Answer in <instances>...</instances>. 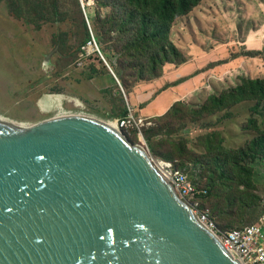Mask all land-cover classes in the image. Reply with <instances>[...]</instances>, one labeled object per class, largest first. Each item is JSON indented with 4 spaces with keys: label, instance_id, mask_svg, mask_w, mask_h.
Wrapping results in <instances>:
<instances>
[{
    "label": "rangeland",
    "instance_id": "rangeland-1",
    "mask_svg": "<svg viewBox=\"0 0 264 264\" xmlns=\"http://www.w3.org/2000/svg\"><path fill=\"white\" fill-rule=\"evenodd\" d=\"M82 1L87 8L83 10L80 4V15L73 1L66 0L64 5L71 12L63 23L53 24L28 14L18 20L11 13V1L0 0V115L16 122L38 124L57 113L49 100H44L49 104L46 111L40 108L39 102L44 97L64 95L79 99L90 114L104 120L103 115L112 110L114 100L121 93L129 111L127 118L133 114L137 121L131 120L128 129L121 130L129 144L143 146L155 162L171 163L198 186L210 188L214 198L204 203L214 216L217 209L226 211L223 217L228 220L218 221L222 231L256 223L264 201V158L251 165L250 159L247 161L253 167L251 186H246L249 179L244 166H239L241 179L233 180L226 173L219 176L206 161L213 159L212 152L218 144L236 152L248 149L251 142L262 137L264 101H245L217 113L211 109L201 113L200 109L210 97L236 88L244 81H264V0H201L190 12L177 17L169 40L184 60L174 55L175 62L165 65L171 68L157 83L158 88L143 85L144 81L133 77L132 65L125 63L124 51L117 45L120 33L111 32L117 26L124 35L128 31L131 37L138 36V28L115 16L126 2ZM29 18L42 22V27L37 29L35 25L25 24ZM82 24L98 45L101 43V52L110 60L112 72L108 67L104 69L97 53L90 51L88 57H82ZM254 50L263 53L255 57L247 55ZM46 56H50L49 68L44 64ZM181 80L184 82L180 85L170 87ZM165 90H176L169 93L171 100L177 94L175 100L182 101L176 105L178 114L174 119L175 113L159 120L155 117L159 113L153 115L149 106ZM118 104L123 106L122 102ZM161 126L163 133L153 137V142L168 143L156 150L168 144L161 149L167 155L170 143L178 147L185 145L188 157L166 161L152 154L144 131ZM236 161L240 163L234 158L231 160L237 165ZM230 203L235 205L231 212L228 211Z\"/></svg>",
    "mask_w": 264,
    "mask_h": 264
},
{
    "label": "water",
    "instance_id": "water-1",
    "mask_svg": "<svg viewBox=\"0 0 264 264\" xmlns=\"http://www.w3.org/2000/svg\"><path fill=\"white\" fill-rule=\"evenodd\" d=\"M156 164L97 118L0 115V264H239Z\"/></svg>",
    "mask_w": 264,
    "mask_h": 264
},
{
    "label": "trees",
    "instance_id": "trees-1",
    "mask_svg": "<svg viewBox=\"0 0 264 264\" xmlns=\"http://www.w3.org/2000/svg\"><path fill=\"white\" fill-rule=\"evenodd\" d=\"M10 1L11 13L18 20H23L25 15L28 14L30 17L33 15L37 16L40 21L48 20V22L53 24H59L63 23L65 18L68 16V13L71 12V10L67 9L64 5L66 0H33L34 4L32 5L31 0ZM72 1L76 5L75 7L79 9L78 13L81 15L82 11L79 8V1ZM124 1L126 2L125 5L121 6L120 12L116 13L115 16H117L120 20L128 21L129 24L134 28L139 29V34L137 37H131L128 31L124 35V31L120 30L117 26L111 30V32L120 33L118 36L117 45L120 46L124 51L122 54H124L123 56L125 63L132 65L134 72L133 77L137 80L146 82L160 78L163 75V68L165 65L167 63L174 64V55L180 57L181 61L184 60L182 54L169 40L173 22L177 19V17L190 12L192 7L201 0ZM26 6L29 7L28 11L25 10ZM25 24L35 25L37 29H40L43 25L42 22H36L31 18H29ZM81 26L84 29L83 42L81 43V46H84L89 41H91L92 37L85 24H82ZM99 44V47L102 51V45L100 42ZM79 50H81V48ZM247 53L248 56L255 57L256 55L262 54L263 52L254 50ZM105 58L107 59L108 57L105 56ZM107 61L109 63L110 60L107 59ZM101 65L104 66L105 70H107V67L104 65V63ZM149 72L150 74H148ZM183 82L184 80H181L170 87L178 86ZM122 99L121 93H119V99L114 100L112 110L109 111L108 114L103 115L106 119L123 120L128 117L129 111L123 104ZM250 100L257 101L258 103L264 101V81H244L242 85L236 88L229 89L223 92L221 95L212 96L204 105V107L200 109V112L204 113L211 109L212 112L215 111L214 113H217L223 110L232 109L236 105ZM119 102H122L123 106L118 104ZM179 103L180 102L174 104L165 115L159 117V120H163L164 117L165 119L169 118L173 113H175V115H173L174 119V117H176L178 114L176 111V105ZM257 107L258 106H256L254 109L257 110ZM163 130L164 127L161 126L157 130L149 128L147 131H144V138L146 143L149 145L152 154L157 157L164 158L166 161H173L176 158L184 159L185 157H188L189 154L185 145L178 147L175 143H170V152L167 155H165L161 149L168 144L163 145L158 151L156 150L157 147L161 146L162 144L168 143V141H162L158 143L153 142V137L161 135ZM212 155L213 159L207 160L206 165L210 168H214L219 176H222L226 173V175L230 176V179L240 180L241 175L239 173V166H244V170L246 171L247 177L249 179L246 182V186H251L253 185V167H249L247 161L250 159L251 165L254 162H261L260 158H264V134L262 137L256 138L253 142H251L248 149H241L236 152L230 151L225 146H219L218 144L217 149L212 152ZM233 158L239 160L240 163L237 164L236 161L235 163L237 165L233 164L231 162ZM201 188L206 192V194L200 198L202 206L205 210H209L211 217L220 227L221 225H219L218 221L222 222L228 220V218L223 217L226 214V211L224 209H217L216 215L214 216V214L211 213L208 205L204 203L206 199L210 197L214 198V196L211 194V189L205 188L203 186ZM234 208V203H230L228 211L231 212ZM216 217L218 220H216Z\"/></svg>",
    "mask_w": 264,
    "mask_h": 264
},
{
    "label": "built area",
    "instance_id": "built-area-1",
    "mask_svg": "<svg viewBox=\"0 0 264 264\" xmlns=\"http://www.w3.org/2000/svg\"><path fill=\"white\" fill-rule=\"evenodd\" d=\"M81 51L82 57H88L90 51L97 53L107 64L95 38L92 37L91 41L85 44ZM47 100L55 108L57 107L55 100H60L59 109L56 111L62 117H96L90 114V110L84 103L74 97L53 95L49 96ZM45 104H48L47 101ZM65 104H68L70 107H66ZM53 118H57V116ZM131 120L136 121L133 114L123 120L104 119L103 121L109 124L115 123L118 128L117 130L122 133L124 129H128V122L131 123ZM157 162L158 165L156 164V166L158 170L165 180L171 184L179 198L187 204L201 225L212 233L235 261L239 264H264V201L256 223L242 229L222 231L216 221L211 217L209 210H205L202 206L200 198L206 194L205 190L193 183L185 173L176 169L173 164L162 162L164 165H160L159 161Z\"/></svg>",
    "mask_w": 264,
    "mask_h": 264
},
{
    "label": "crops",
    "instance_id": "crops-1",
    "mask_svg": "<svg viewBox=\"0 0 264 264\" xmlns=\"http://www.w3.org/2000/svg\"><path fill=\"white\" fill-rule=\"evenodd\" d=\"M44 64L46 65V68H49L50 59L48 60L46 58ZM170 68H171L170 66L164 67L163 68V75L160 78L152 80V81L143 82V85L145 84V85H149L150 87H157L158 88L157 83H159L160 80L165 78L164 75L166 76L167 72L170 71L169 70ZM181 68H183V67H180L179 69H181ZM106 75L107 76L109 75V77H111L109 73H107ZM170 92L176 93V90L162 91L159 95H157L156 99L154 100L155 102L153 101L154 103L149 106V110H150V112H153V115L159 113V115H155V117H161V116L165 115L172 108V106L174 104H176L178 101H180V102L182 101V100H178V101L175 100V97L178 98L177 94L171 100V97L169 95ZM46 99H49V97H44L40 102H43L45 104L46 101H44V100H46ZM40 102H39V104H40Z\"/></svg>",
    "mask_w": 264,
    "mask_h": 264
},
{
    "label": "bare ground",
    "instance_id": "bare-ground-1",
    "mask_svg": "<svg viewBox=\"0 0 264 264\" xmlns=\"http://www.w3.org/2000/svg\"><path fill=\"white\" fill-rule=\"evenodd\" d=\"M56 101V104H57V107H56V110L58 111V109H59V103H60V100H55ZM40 108L43 110V111H46L47 109H48V107H49V104H44L43 102H40ZM55 116H57V117H62L60 114H56ZM87 117H89V116H87ZM93 118H96V117H93ZM8 119V118H7ZM98 119V118H97ZM101 120V119H100ZM110 126H111V128L112 129H114L115 131H118L117 129V126H116V124L115 123H111V124H109ZM163 161H160L159 160V163H160V165H162L163 163H162ZM164 165V164H163Z\"/></svg>",
    "mask_w": 264,
    "mask_h": 264
},
{
    "label": "clouds",
    "instance_id": "clouds-1",
    "mask_svg": "<svg viewBox=\"0 0 264 264\" xmlns=\"http://www.w3.org/2000/svg\"><path fill=\"white\" fill-rule=\"evenodd\" d=\"M87 8V6H85V4H84V8H83V10L84 9H86ZM85 12V11H84ZM85 15H86V13H85ZM86 18H87V15H86ZM105 57V56H104ZM106 59V58H105ZM103 61V60H102ZM106 61H107V59H106ZM104 62V61H103ZM105 63V62H104ZM106 64V63H105ZM108 64V65H107ZM107 64H106V67H108L109 68V70H110V72H112V68H111V66H110V64L108 63V61H107Z\"/></svg>",
    "mask_w": 264,
    "mask_h": 264
}]
</instances>
